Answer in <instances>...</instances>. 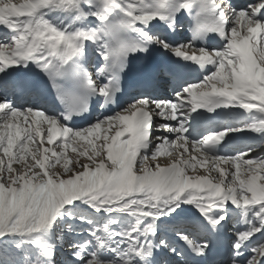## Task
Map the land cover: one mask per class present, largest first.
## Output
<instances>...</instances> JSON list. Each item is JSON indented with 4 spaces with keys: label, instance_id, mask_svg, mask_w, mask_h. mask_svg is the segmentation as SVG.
I'll return each mask as SVG.
<instances>
[{
    "label": "rangeland",
    "instance_id": "obj_1",
    "mask_svg": "<svg viewBox=\"0 0 264 264\" xmlns=\"http://www.w3.org/2000/svg\"><path fill=\"white\" fill-rule=\"evenodd\" d=\"M25 2H27V0H0V9L4 8V7H10L13 4H18V5H23L25 4ZM249 11H250V7H249ZM241 14L243 15V9L241 10ZM236 21L237 26H239L237 32H241V28H243V17H239L240 20H238V18H233ZM54 21V20H52ZM56 21H59L56 19ZM55 23V21H54ZM61 24V23H60ZM88 25V24H87ZM232 27V26H231ZM23 28L27 29L26 26H24ZM247 30L250 29L249 24L246 27ZM245 28V29H246ZM237 29V27H236ZM233 30V28L231 29V31ZM234 31V30H233ZM16 41V40H15ZM9 41L7 40H2L0 39V46H4L6 48H8L9 51L15 52L17 51L19 45H18V41ZM256 47L258 48V50L261 53V56L264 60V45H261L260 43H256ZM230 54H232V56H230ZM233 49L232 47H227L224 50V56H223V64L225 65V70L224 71H220L218 73L215 74L214 77H211L207 80H204L203 82L199 83V87L198 88H207L213 85H217L216 83H220L221 85H227L230 83V77L232 76H236L237 72L236 69L239 67V62L238 64H236L234 62V59L239 60L238 57L233 56ZM241 74V73H240ZM239 73L236 76V81L239 78ZM223 83V84H222ZM218 88V86H215V89ZM193 89L186 88L184 92H182V96L178 95L176 96L174 99L171 100V102L176 103L177 105V110H179V113L181 115V120H183V123L185 122L184 120H187V117L185 118V116L187 115V110L185 108H183L182 105H184V99L185 97L189 96L191 94ZM187 94V95H186ZM186 95V96H184ZM261 97V96H260ZM262 98V97H261ZM151 105L154 104L153 106H156L157 109L163 107L165 104L164 101L159 102V103H150ZM158 112L162 115L163 118H166V112L165 109H163L162 111L159 109ZM174 113H171V117L172 119L175 121L177 118L176 116H173ZM124 116V114L122 115ZM117 121H123V117H117V118H113L110 119L109 121L105 122L104 124H102L101 126L98 127H94L93 129L91 128L90 131L88 132L87 137H84L83 140H81V143L85 146V150H87L88 152L92 153V157L87 158V153H79L78 155L76 154L75 149L71 150V153H67V152H62V157L61 156H57V159L53 162V165L51 167V171L53 173V178L56 182H59V184H69V181H71V179L73 180L69 185H62L59 190L57 191V196L58 194L62 193V189L63 188H67V192L69 190L74 189V180L75 178L79 175H86L87 172L89 171V168L87 167V163L88 162H92L95 163V158L100 157L99 159H101L103 156H107V160H109L110 165H112L113 167L115 166V163H118V161H120L121 157H125L126 153L124 152V150H121L119 152H116L115 157L112 156L113 151L111 150L112 148L108 146L109 143V133L110 131L113 130V128L117 127V125L115 126V124L117 123ZM176 127H178L177 125H171V130H175ZM97 134H98V138H97ZM180 137L176 138V146H173L171 148H168V143H163V146H160V144L157 145V148H155L153 150V153L149 156L146 157L145 159L142 160V168L141 170H137L136 174H134V172L130 173L127 169L126 170H116L117 172V176L114 177L112 180L113 182H116V185L120 186V188H122L121 190V194L123 195L125 193L124 188L126 187V185L123 183L122 185H120V182H124L123 179L128 180L132 175H135L136 178H139L140 180H142L141 182L147 183V181H152V182H156L157 181V175H156V171L154 172L153 169L155 168V165L158 164V162L160 160H164L165 159H169L166 162L171 161L172 159L178 157L179 155V150L181 149H186L188 151V146L185 145V141L183 138V134L179 133L178 134ZM96 138V145L94 146L93 144L91 145L90 142H92L93 138ZM80 140L78 141V143H80ZM166 146H165V145ZM92 146V148L90 147ZM87 147V148H86ZM88 148L90 150H88ZM119 150V149H117ZM94 151V152H92ZM156 153V154H155ZM248 153V152H247ZM247 153H245V155L241 156L238 160L235 161V159H226V160H222L219 159L215 162V169L217 170L216 172L218 173L219 171L222 172V174H224V171L228 174L229 176V182L230 183H235L239 194L247 201H249L251 199V194H252V187H253V183L252 181L255 182H260L261 184H264V157L262 158L261 161H259L258 164H256L255 162H253L252 160H250V158L247 157ZM102 155V156H101ZM26 159H22L21 160V164L25 163L26 165L29 166V164L31 163H27V161H25ZM153 160V161H152ZM124 163V162H123ZM155 163V165H154ZM234 163V164H233ZM124 167L126 165H123ZM119 168L122 167L118 166ZM206 168H208V166H206ZM14 170V167H12V172ZM33 171H35V175L33 177V183H37L38 179H42L43 180V176L39 170V168L36 170V167H34L33 169H31ZM10 172V170H9ZM9 172L5 171L6 176H10ZM1 175V172H0ZM31 175H28V178H30ZM161 177V176H159ZM82 179V176H80L77 180ZM80 179V180H81ZM91 179V178H90ZM160 180V179H159ZM6 178L2 177L0 178V209L3 208V210L5 209V215L2 214V216H0V228L3 227V223L4 220L6 219L8 212L7 209L9 211V207L7 202L4 201L3 199V193H4V188H7V183H6ZM83 182V181H82ZM87 180H84V186L87 187L89 186V183L87 184ZM139 182V181H138ZM137 182V183H138ZM79 184V181L75 182ZM161 184L163 185H167L166 183L160 181ZM87 184V185H86ZM139 184V183H138ZM59 185V186H60ZM99 183L96 185L98 186ZM29 187L26 186V188ZM255 187V186H254ZM83 191L81 188L78 189L79 191ZM24 191V189H23ZM90 190H87V192H89ZM27 192H25L24 194L26 195ZM5 194V193H4ZM40 197V196H39ZM38 197V198H39ZM8 198V195H7ZM60 200L63 199V196H59L58 197ZM59 201V200H58ZM5 202V203H4ZM28 202V206L25 207L23 206L22 202L19 203L18 207H20L19 213L17 215H15V217L13 218L12 222L10 223L8 229L9 232L14 233L13 235H11L10 237H4V240H2L0 243H4L5 240L7 238L9 239H18L20 238V243L23 242L24 240L28 237V229L31 225V223L34 221V219L36 218L37 213H39V205H37V207L34 210V204H36V202L34 203V201H31V199L27 200ZM48 202V201H47ZM49 202H51V200H49ZM39 204V203H38ZM16 208V207H15ZM28 208V209H27ZM14 208L10 209L11 211ZM60 209H62V207H60ZM59 210V209H58ZM259 211V210H258ZM1 212V210H0ZM259 212H257L258 214ZM49 216H52V214H50ZM12 219V218H11ZM10 219V220H11ZM66 233V232H65ZM63 233V234H65ZM48 235L50 233H47ZM37 239V240H35ZM40 238H33V239H28V241H31L32 243H37L39 245L42 246V249L45 250L44 246L42 245L43 243L40 241ZM19 241V240H17ZM19 243V242H18ZM20 244L16 243L15 248L18 251L24 252V250L20 249L19 247H23L22 245L19 246ZM27 254V253H26ZM79 258L81 256H78ZM83 259V263L82 264H112V263H108V261L104 260L102 258L101 255H96L95 257H85L82 256V258L79 260L81 261ZM2 263V262H0ZM69 264H73V261L70 260Z\"/></svg>",
    "mask_w": 264,
    "mask_h": 264
},
{
    "label": "bare ground",
    "instance_id": "obj_2",
    "mask_svg": "<svg viewBox=\"0 0 264 264\" xmlns=\"http://www.w3.org/2000/svg\"><path fill=\"white\" fill-rule=\"evenodd\" d=\"M141 3H144V1L143 0H139ZM156 0H153V3L155 2ZM124 4L125 3H127L128 2V0H123L122 1ZM49 3V0H35L34 2H31V3H28L26 6H22L23 8L22 9H14V7H11L7 12H8V15H12L13 17H15V19H17V20H19V21H21V19H24L25 20V23H29V24H32V23H34V21H36V25L35 26H39V23H40V19L41 18H43V16L45 15V12H46V5ZM69 2H67V4H68ZM223 3H224V6H226V7H228V9H234V14L237 16H239L240 15V13H241V11H240V9L242 8L243 9V15H242V17H243V29L244 28H246V26H247V24L248 23H250V22H252V24L253 25H255V24H259L257 21H255L254 20V18H253V11H251L250 13H249V11L247 10V8L245 9L244 8V6H242V7H237V6H235V0H223ZM77 4V3H76ZM34 6H40L41 8H43V10H42V12L39 14V17H38V19L37 20H34L35 18H32V17H30V14H31V12L33 11V7ZM67 6V5H66ZM3 12H5V11H3ZM3 12L1 11L0 12V16L1 15H3ZM61 12H63V11H61ZM119 11H117L116 13H115V15L116 16H118L119 17V19H121V14L120 13H118ZM118 13V14H117ZM21 16L22 17H24V18H21ZM3 17V16H2ZM238 20H240L239 18H238ZM232 23L231 24H233V21H231ZM230 24V25H231ZM234 25V24H233ZM237 26V25H236ZM22 34L25 36L24 37V40H26L28 37H29V34H33V32H30V30H27V33L25 34V32L23 33V31H22ZM186 39H188L187 37H186ZM45 40H48L47 38H45ZM108 40H110L109 38H108ZM183 43H188V41H186V42H183ZM182 43V44H183ZM108 46L110 47V49L113 51V52H116L117 51V48H116V44L113 42V41H109L108 42ZM95 51H96V55H95V57H94V59H93V63H92V65L95 67V69H97V67L98 66H100V65H98V63H100V64H102V60L100 59V57H99V54H104L103 53V51L101 50V49H99L98 47H96L95 48ZM20 52H22V50H20ZM220 53V56H222L223 54H224V51H223V49H220L219 51H218V54ZM236 53V52H235ZM25 54H28V52H26ZM222 58V57H221ZM57 66H60V64L59 63H57ZM223 68H225V66L223 65ZM102 69H103V66H102ZM256 75L255 76H257L258 74H260V72H256L255 73ZM213 75V74H212ZM241 75H243V74H241ZM253 74L251 73V71H247V72H245V76H249V77H251ZM239 76H240V71H239ZM259 78V77H258ZM261 78H263L264 79V73H263V76H261ZM239 79V78H238ZM242 79V78H241ZM248 80L249 79H247L246 81H245V83H243V84H241V85H235L236 87H235V89H239V90H242V91H244V92H248L249 91V86H248ZM236 83H238V80L236 81ZM220 84V83H219ZM223 84V83H222ZM197 85H199V82H193V83H191V84H189V85H187L188 87L190 86L192 89H196V87H197ZM186 86V87H187ZM199 87V86H198ZM211 87V86H210ZM218 88H220L219 86H218ZM218 88H216V89H218ZM264 88V86L261 88L259 85H258V92L261 94V91H262V89ZM208 91H211V89H207ZM181 91H184L183 89L181 90H179V91H176L179 95L181 94ZM170 93H171V90L169 91ZM176 93V94H177ZM176 94H174V93H172L171 95H172V97H174ZM177 94V95H178ZM187 95V94H186ZM186 95H184V96H186ZM183 97V96H182ZM161 99H163V100H165L166 101V103L167 104H169V106L171 107V108H174L173 107V105H171V103L169 102V99H168V97H166V96H162V97H160ZM186 98V97H185ZM256 98H258V99H263V101H264V98H263V96H262V98L261 97H257L256 96ZM166 110H168V108H166ZM169 111V110H168ZM127 118H129V117H127ZM127 118H126V121H127ZM180 127V129H182L183 128V126H179ZM161 135V137H162V139H172L173 137H174V134L170 131V130H168V129H165L164 131H162V133L160 134ZM118 136H119V140H118V142H117V144L121 141V140H123L122 138H121V132L118 134ZM193 140L194 141H197V137L196 136H194L193 137ZM115 150V149H114ZM153 161V160H152ZM234 164V163H233ZM106 168H108V165H106V167H104V166H102V173H101V177H94V175L92 174V173H90L91 174V179H92V181H91V184H89V186H87V187H85V186H82V180H83V176H82V179L80 180H75L74 181V189H72V191H73V194L72 195H70L68 192H67V188L65 187V188H63L62 189V192H63V199H59L58 198V196H57V199L59 200L56 204H53V205H51L52 203V201L51 202H49V200H52L53 199V192H54V190H55V187H51V185H50V187H49V191L46 193L45 191V189L44 188H40V190L39 191H37V194H36V191H34V194H33V196L35 197V200H39V199H41L44 195H47L46 196V198H45V201H44V203L46 204V207H44V211H43V214H45V215H50V214H52V216H48V217H52L54 220H53V224L55 223V221L58 219V217H57V215H58V213H60L61 212V210L62 209H60V207H63L64 205H68V206H70V207H74V206H76V205H80V204H78V203H82L81 205H84V206H86V207H92V208H95L96 210H101V209H104V208H110V209H113V210H120V211H141V212H144L145 213V215H143V214H138V213H134V215H137V216H139V215H141L140 217H141V219H142V221H144V219H147V218H150V217H152V216H154L155 215V219L156 218H158V217H164V218H166V219H168V217H170V216H172V215H166L165 213H164V211H161L162 209H160V207H157L153 202H146L144 199H141V198H136V200H135V202H136V204L135 205H130V203H131V201H132V199H130V198H132V196H127V194H128V191H129V187L131 186V183H130V185L128 186V187H126L125 188V190L127 191L126 193H125V197H121V198H118V197H116V196H112V197H109L108 196V194L106 195H104V201L100 198V199H97V198H99V196L97 195V196H95V197H93L92 195H88V192H87V190H90V189H92V188H94V187H96V185L99 183V184H101V181H103V179H105V178H108V175H106V172H107V169ZM105 170V171H104ZM106 175V176H105ZM105 177V178H104ZM77 181H79V184L78 183H75V182H77ZM72 181H70V183H71ZM138 182V181H137ZM69 183V184H70ZM92 183H94V185H92ZM139 183V182H138ZM136 184L135 186L138 188V189H140V183L139 184ZM69 184H67V185H69ZM96 184V185H95ZM29 185V187L30 188H32V185H30V184H28ZM28 185H26V186H28ZM66 185V186H67ZM255 187H254V194H255V196L253 197V201H258V200H261L262 201V199L263 198H261V197H259V194H258V191L260 192V191H262V190H264V187H262V188H260L259 186H257V185H254ZM108 187V186H107ZM79 188H81L83 191H79L78 192V189ZM25 189H26V187H25ZM111 189V188H110ZM20 191V190H19ZM18 191V192H19ZM22 192H23V189H22V191H20L18 194H17V198H19L20 196H22L21 194H22ZM28 195V192L26 193V195H25V197ZM36 195V196H35ZM40 196V197H39ZM36 197L38 198L39 197V199H36ZM255 198V199H254ZM153 199V198H152ZM165 199H168L166 196H163V198H162V200L163 201H165ZM48 201V202H47ZM262 202H264V201H262ZM260 204V203H259ZM168 206H172V202H171V204H168ZM69 207V208H70ZM4 208V207H3ZM3 208H1L0 210H1V212H0V216H2V214H4L5 215V209L3 210ZM59 209V210H58ZM183 209H187V208H183ZM182 209V211H184ZM170 210H173V211H176L175 209H170ZM173 211H171V212H173ZM181 212V211H180ZM42 218V217H41ZM49 219V218H48ZM47 219V220H48ZM47 220H44V221H42V222H38V221H35L34 223L36 224V225H43V224H45L46 222L45 221H47ZM148 220V219H147ZM141 221V222H142ZM57 222V221H56ZM5 225L7 224V220H5ZM33 223V222H32ZM145 224V223H144ZM33 225L34 224H31V228H30V230H34V229H36L35 227H33ZM39 227V226H38ZM136 227L138 228V229H141L142 230V228H139L137 225H136ZM141 230H139V231H134L133 232V234L136 236V237H138L137 235H140V233H142L143 234V231H141ZM45 233L47 234V233H49L48 231H45ZM132 234V235H133ZM48 235V234H47ZM50 235V234H49ZM111 239H114V237H111ZM107 252V251H106ZM92 254V253H91ZM119 254H121V253H119ZM105 257H109V253H106L105 254Z\"/></svg>",
    "mask_w": 264,
    "mask_h": 264
}]
</instances>
